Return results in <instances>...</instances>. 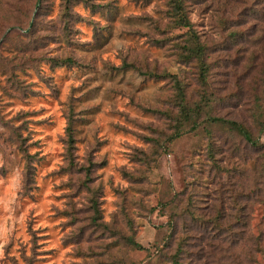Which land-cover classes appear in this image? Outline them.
I'll return each mask as SVG.
<instances>
[{"label":"rangeland","instance_id":"374dc122","mask_svg":"<svg viewBox=\"0 0 264 264\" xmlns=\"http://www.w3.org/2000/svg\"><path fill=\"white\" fill-rule=\"evenodd\" d=\"M66 5L0 0V264H171L179 241L164 256L160 248L172 224L196 249L209 236L187 232L203 224L188 208L219 212L223 235L213 238L228 242L247 223L255 264H264L261 150L202 120L171 142V81L120 69L176 76L192 101L206 92L211 116L245 124L264 146L255 117L260 107L264 120V0L187 1L207 46V87L197 63L178 55L185 39L170 27L167 0Z\"/></svg>","mask_w":264,"mask_h":264},{"label":"trees","instance_id":"16d2710c","mask_svg":"<svg viewBox=\"0 0 264 264\" xmlns=\"http://www.w3.org/2000/svg\"><path fill=\"white\" fill-rule=\"evenodd\" d=\"M74 1L75 0H67V5L65 6L67 12L70 9V5H72ZM76 1L83 2L84 0ZM187 1L188 0H167L169 7L168 15L171 19L170 27L171 29L182 31L181 35L177 37H180L182 40L185 39L183 43L177 44V48L181 51L178 55L182 62L185 64H189L191 62L197 63V67L199 69V83L203 87H207V79L210 72V66L206 62L207 46L201 41L200 36L194 29V24L191 22L189 12L187 10ZM240 5V7H242V4ZM239 14H241V11H239ZM235 38L236 36H232V41H234ZM71 61V59H67L66 63L70 64ZM120 69H134L142 78H144V80L157 79L158 81H171L173 90V97L171 98L172 105L177 111V115L174 118L176 123V133L171 137V142L180 138L186 129H197L202 120L210 125L227 129V131L234 137L242 140L256 150H261L259 157H261L262 160L259 161L260 164H257L261 167L259 172L264 171V146H262L260 139L254 138L251 130L243 123L211 116L213 108L211 103L212 98L206 92L200 94L199 100L192 101L188 98L187 84L179 80L176 76L167 73L157 74L155 72L143 70L135 64H129L127 62H124ZM142 109L147 113L165 115L164 112H161L158 109ZM256 110L257 115L255 117L257 124L264 129V120H262V117L259 118L262 110L260 107L256 108ZM75 121V114L73 108L71 107L66 127L67 149L70 157L71 150L73 149L75 143ZM19 148L25 155H27V151L22 145H20ZM215 152L216 150L211 145L208 148V153L211 159H214ZM70 166L72 167L73 165L71 164ZM238 179L240 180L238 184H242V186H244L245 182L243 179L241 177ZM254 199L255 194L253 193V200ZM188 209L189 211L187 213L189 214L190 219H202L203 224L201 223L200 226L197 225L194 228H189L187 232L191 233V237L193 236L192 232L194 231H200L203 234L207 233L209 236L203 239L201 244L196 249V247L193 246L194 244H190L188 242L190 237L179 240V226L176 223L172 224L173 231L167 238L164 247L160 248L161 255L164 256L163 251L166 247L172 248L173 244L176 243V240L179 241L171 256H167L171 264H255L252 246L253 244H258V238L250 236V226L247 223L242 222V224H240L241 230L238 231V234H236L237 237L231 242H228L227 240L221 239V237L213 238L218 237L217 235H223L220 228L222 216L219 212L211 214L200 209L199 211L204 213L196 215L190 208ZM247 209H249V206H247ZM242 217L243 216H241V219L243 220L244 218ZM224 243H228V245L223 246ZM128 244L138 250L144 249V247L137 243L133 237L128 239Z\"/></svg>","mask_w":264,"mask_h":264}]
</instances>
